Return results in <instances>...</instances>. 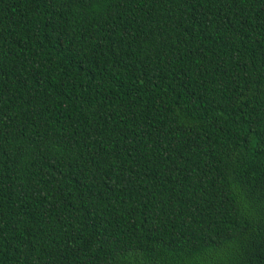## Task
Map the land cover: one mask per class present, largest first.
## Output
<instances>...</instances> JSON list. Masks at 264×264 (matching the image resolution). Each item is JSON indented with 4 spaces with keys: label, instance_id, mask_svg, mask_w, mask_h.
Instances as JSON below:
<instances>
[{
    "label": "trees",
    "instance_id": "1",
    "mask_svg": "<svg viewBox=\"0 0 264 264\" xmlns=\"http://www.w3.org/2000/svg\"><path fill=\"white\" fill-rule=\"evenodd\" d=\"M0 264H264V0H0Z\"/></svg>",
    "mask_w": 264,
    "mask_h": 264
}]
</instances>
